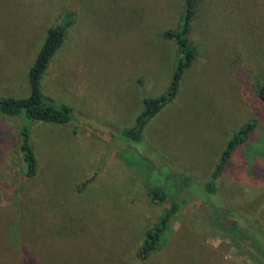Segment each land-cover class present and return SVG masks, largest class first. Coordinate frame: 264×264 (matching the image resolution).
Instances as JSON below:
<instances>
[{"label":"rangeland","instance_id":"rangeland-1","mask_svg":"<svg viewBox=\"0 0 264 264\" xmlns=\"http://www.w3.org/2000/svg\"><path fill=\"white\" fill-rule=\"evenodd\" d=\"M186 2L0 0V99L29 95L48 30L71 14L42 91L76 118L33 126L34 178L19 150L21 120L4 121L0 264H264L252 241L217 230L206 197L172 178L209 180L234 133L256 122L210 199L235 211L242 231L264 227V0H201L190 34L198 57L179 98L147 126L146 141L116 140L135 126L144 99L169 85L179 48L162 35L178 28ZM150 187H169V201L152 202ZM180 196L189 201L166 246L139 258L146 230Z\"/></svg>","mask_w":264,"mask_h":264},{"label":"trees","instance_id":"trees-1","mask_svg":"<svg viewBox=\"0 0 264 264\" xmlns=\"http://www.w3.org/2000/svg\"><path fill=\"white\" fill-rule=\"evenodd\" d=\"M201 0H187L183 17L177 29L166 31L162 37L174 41L179 48V56L175 62V70L167 88L157 97H147L144 99V110L136 119L134 127L125 128L118 131L116 140L130 148V143H142L146 141L145 131L147 126L167 107L177 101L180 95L183 79L186 72L197 60L198 53L192 44L191 28L196 14L200 7ZM71 14H66L64 21L51 27L46 39L30 68L28 78L30 93L23 98H1L0 99V141L3 138L2 126L5 120H21L19 128V150L25 163V171L28 177L34 178L37 173V158L32 139L33 126L35 124L69 126L75 120V113L72 107L65 103H56L47 98L42 91V82L47 70L62 47L66 30L72 25ZM258 97L264 103V83L259 88ZM257 127L256 122L250 121L244 124L239 131L234 133L228 141L218 164L216 165L209 180L197 185L192 183L190 176L186 174L174 173V182L180 184L183 191L187 188H194L206 197L205 202L210 213L215 217L213 224L222 235L235 241H242V238L252 241L253 253L259 260L264 262V227H248L242 231L238 226L239 216L235 211L228 209L221 201L210 199L218 196L217 182L223 176L236 151L248 143ZM146 144V143H145ZM164 160L165 157L161 155ZM144 180V178H141ZM88 180L87 183L92 182ZM169 187H150L148 197L152 202L165 203L169 201ZM185 196L173 199L170 207L164 212L159 222L148 228L145 232V241L138 253L141 259H147L164 249L167 244V237L171 230V224L176 216L185 208L187 202Z\"/></svg>","mask_w":264,"mask_h":264},{"label":"crops","instance_id":"crops-1","mask_svg":"<svg viewBox=\"0 0 264 264\" xmlns=\"http://www.w3.org/2000/svg\"><path fill=\"white\" fill-rule=\"evenodd\" d=\"M137 256H138V254H137Z\"/></svg>","mask_w":264,"mask_h":264}]
</instances>
